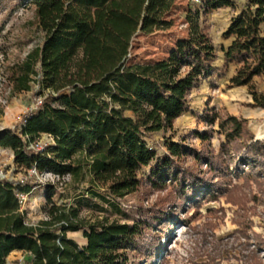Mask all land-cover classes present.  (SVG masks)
I'll return each instance as SVG.
<instances>
[{"label": "trees", "instance_id": "16d2710c", "mask_svg": "<svg viewBox=\"0 0 264 264\" xmlns=\"http://www.w3.org/2000/svg\"><path fill=\"white\" fill-rule=\"evenodd\" d=\"M29 1L44 39L11 68L10 84L20 93L37 81L48 94L17 131L0 133V146L12 150L19 167L70 175L76 196L72 206H58L57 186L44 185L47 219L30 226L16 194H31L33 185L0 181V264L13 251L26 253L28 264H154L160 245L150 233L156 225L168 233L170 226L162 224L169 209L217 199L221 188L215 190L214 181L238 156L237 166L246 171L264 168V143L253 141L246 121L215 109L198 116L210 127L194 133L201 149L168 139L159 152L150 144L154 134L173 130L189 110L191 92L218 72L217 50L202 21L212 11L235 12L224 33L232 39L224 66H238L231 86L246 87L252 105L264 109V93L254 82L264 76V0H246L240 8L236 0H187L186 37L166 58L147 64L129 60L132 40L169 28L165 17L176 0ZM215 134L224 137L218 153L211 145ZM42 135L52 136L54 145L29 150ZM145 168L149 174L141 178ZM143 187L166 194L150 210L141 209L136 223H91L79 216L84 206L116 207ZM70 232H83L86 245Z\"/></svg>", "mask_w": 264, "mask_h": 264}, {"label": "rangeland", "instance_id": "374dc122", "mask_svg": "<svg viewBox=\"0 0 264 264\" xmlns=\"http://www.w3.org/2000/svg\"><path fill=\"white\" fill-rule=\"evenodd\" d=\"M2 2L4 0H0V133L17 131L26 116L37 110L39 101L43 102L48 94V91L40 90L37 81L32 83V89L28 92L13 91L9 79L11 68L26 60L27 55L42 44L44 34L38 29L34 5L29 0ZM245 2L236 0L237 7L240 8ZM187 3V0H176L165 17L171 23L169 28L134 37L130 48L131 63L147 64L162 60L179 40L186 37L184 21ZM234 15L230 8H224L202 17L203 25L217 50L215 66L218 72L191 92L189 110L175 121L172 131L154 134L150 144L158 146L159 152L165 151L163 144L168 139L201 149L202 143L194 133L209 130L210 127L198 120V116L205 113L207 108L245 120L253 141L264 143V109L252 105L253 98L246 87L231 86L230 79L238 66H224V51L232 42L231 38L224 37V33ZM254 82L257 89L264 93V76L256 77ZM214 128L217 129L216 126ZM223 140L224 137L218 134L211 139L217 153ZM42 141L45 142L44 136ZM240 157L231 164L225 175L215 179L214 182L218 183L215 190L221 188L217 199L189 201L183 206L169 209L167 222L162 224L170 226L168 233L156 225L155 231L150 233L160 245L154 264H264V168L246 171L245 167L237 166ZM186 164L191 165V159H187ZM148 172L149 168H145L140 177H146ZM244 172H250L252 177L244 178ZM0 181L33 185V192L21 211L26 224L30 226L47 219L48 200L44 185L57 186L58 194L53 201L58 206H72L75 202L76 194L69 183L71 180L52 182L38 173L19 167L14 162L12 150L2 146ZM82 186L86 188L88 185L84 183ZM165 194V191L143 187L117 200L116 207L105 205L106 209L102 212L95 205L84 206L79 216L91 223L106 219L108 222L133 224L138 221L137 214L141 209L150 210ZM68 237L80 246L86 243L83 232H70ZM28 261L29 257L23 252L11 253L7 258V264H28Z\"/></svg>", "mask_w": 264, "mask_h": 264}, {"label": "built area", "instance_id": "2783aa9c", "mask_svg": "<svg viewBox=\"0 0 264 264\" xmlns=\"http://www.w3.org/2000/svg\"><path fill=\"white\" fill-rule=\"evenodd\" d=\"M42 104H43V102L39 101L38 105L42 106ZM43 136H44L45 142L42 141ZM51 145H54L53 137L52 136L50 137V135H42L38 139H36L35 141L29 142L28 143V149L38 152V151L45 150L48 146H51ZM31 172H33L35 174L38 173L37 169H31ZM40 175L45 177V179H47L48 181L50 180L52 182H60V181L68 182V181H70V175H65L63 177H60L58 175H55V174H52L49 172H44ZM16 196L19 200V203L21 205V211H22L23 205H25V203L28 201L27 199H28L29 194H23V193L18 192L16 194ZM24 254H26V253H24Z\"/></svg>", "mask_w": 264, "mask_h": 264}, {"label": "crops", "instance_id": "0c3cea01", "mask_svg": "<svg viewBox=\"0 0 264 264\" xmlns=\"http://www.w3.org/2000/svg\"><path fill=\"white\" fill-rule=\"evenodd\" d=\"M32 192H33V190H32ZM32 192H31V194H32ZM71 239V238H70ZM86 240V239H85ZM75 241V240H74ZM86 243H87V241H86ZM86 243H84L82 246H84V245H86ZM11 253H22V251H13V252H11Z\"/></svg>", "mask_w": 264, "mask_h": 264}]
</instances>
